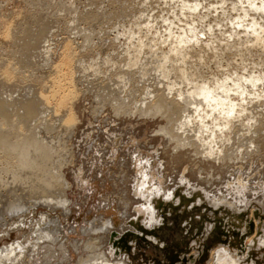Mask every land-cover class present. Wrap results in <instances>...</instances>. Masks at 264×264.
<instances>
[{"label":"bare ground","instance_id":"bare-ground-1","mask_svg":"<svg viewBox=\"0 0 264 264\" xmlns=\"http://www.w3.org/2000/svg\"><path fill=\"white\" fill-rule=\"evenodd\" d=\"M32 1L33 3L31 4V6L33 4L35 5L34 0ZM124 1H129V0H124ZM153 1L156 4V1L155 0ZM58 2H61V0L60 1L58 0ZM67 2L66 4L71 3L70 0ZM141 2L143 3L144 0ZM165 2L169 3L168 0H166ZM62 3L64 2L62 1ZM150 3L153 2L150 1ZM170 3L171 4L173 3L171 7L169 6L170 8L175 9L177 7L178 9L177 12H175V10L173 11L174 13L173 17L176 18L178 21H180V23L182 22L183 23L182 25L179 26L177 22L173 21L172 17L169 18L163 15V20H165L167 23L168 21L170 22L164 27L163 29L164 31H162L161 30L162 28L160 29L157 27L158 26L157 18L160 15V14L158 15V12H160L161 10L157 12V15H155L152 12L151 13L146 12L147 10L145 8L144 9L146 11L143 9L139 10L138 9L139 7L137 5V8L133 7V9L139 10L137 11L140 14L139 17L135 15V17H133V19L135 18V20L131 21L130 24H128L129 26H127L126 24V27L124 25L125 24L124 21L123 25L125 28L123 29L121 27L123 29L122 31L117 28H114L118 30L117 31L118 36L116 35V38L115 36L114 38L111 36L113 38L111 42L115 39V41L113 42L118 43L117 46H119V49H116L114 45L113 47L115 49L113 47L112 48L116 52L113 53L114 52L113 51L112 52L113 54L108 52V54L104 57V55H101V53L103 54L102 52L103 50L101 51V53L98 50V48L101 49V46L99 47L97 45L98 46L97 48L96 44L93 43L95 44L98 50L97 53H99L95 55H99V57L98 58L91 57L92 59L89 62H87V60L83 61L81 59L83 58L81 57L83 55L80 54L81 51L79 50V48L80 49L82 48L81 47L82 45L81 46L78 45L80 41L77 44L75 43L77 46H80L77 48V46L74 45L73 41L68 39L63 43L64 45L62 44L63 47H61V49L59 50L61 52L59 53L58 58H56V60L53 61V54L55 53L53 49L50 47L51 42L49 43L50 45H48L47 47H45L44 44H46L47 41H50L48 40V37L50 36V35L48 36V34H50L49 31L52 32L51 28H53V25L56 26L55 25L56 23L51 25L47 21L50 19L48 18L47 15H45L47 16L45 18H48L46 19L48 23L46 21L44 23H36L34 26L35 28L33 27V29L32 28L24 29L25 25L24 26L22 25L24 27V28L22 27L23 28L22 34L21 32L20 34L18 32V28L20 27V26L18 27V23H17L18 28L15 27L16 25L15 22L17 21L16 15H15L16 16L15 22H13L14 15H12V19L10 18L4 19L5 17H3V19L0 21V26H1L0 40L2 37L5 38V40L6 39L9 40L12 38L13 42H15L16 44L19 43L20 45L17 47L15 51L16 52L15 57H17L18 60H20V62L26 63L28 65L29 63L32 62V60L36 61L35 58H37V54L40 53V51L41 52L42 50L45 51L43 53H45L46 55L45 54L43 56L40 55L41 57H44L42 60L41 59L40 60L42 62L45 61L44 63L45 66L46 64L49 65L50 63L51 64L49 66L53 65L54 78H52V80L50 81L46 80V83L44 81H40L42 80L40 79L39 80L40 84L37 85L35 84L36 82L30 83L29 81V83H27V81L24 80V77L22 76L23 77L22 78L19 72H17L18 71L16 68L17 66L15 65L16 66L15 67L14 64H12L11 61L14 57L12 58L8 57L11 60L9 62V59L7 58L8 59L7 64L4 63L5 61L2 62L6 65H4L5 67L1 69L2 70L1 75L2 74L4 75L6 81L12 80L13 82H15V84H17L18 82L17 80L21 78V80L25 81V83L24 85L18 84L14 88L11 87V85H6L5 84L6 82H2L3 80L1 81L2 83L0 84V226L1 227L8 222L11 215H14L15 218V214L20 212L24 213V210L25 211L30 210L32 208H36L39 205H46V207L52 209L62 206L63 208L65 207L66 209L65 211L67 213L70 210L68 204L72 202H69L66 196L65 197L61 195L56 196L55 194L51 193V191L57 187L56 185H58V182L62 178V172L60 168L62 164L61 156L63 154L61 151L62 149L61 150L58 149L56 144H54L55 143L54 141H56L54 140V138H52L54 134L53 135L51 134L52 136H49V134L53 129L55 130V128H58V125H56L58 122L63 123L62 126H66L68 130L69 127L73 129L72 125L75 124L78 119L75 115V112L72 109L74 102L70 101V99L71 96H75L77 92L73 91L71 88L75 87L76 84L78 85L84 84L83 87L84 91L87 90L88 92L89 91L94 92L96 90L95 83L97 84V82H94V79L96 80V77L100 76V74L106 78L107 82H105L106 84L102 88L98 87L102 89V92L100 89L97 90L98 92L95 93L96 94L95 98H97L98 100L96 101H98L101 105L102 104L104 105L107 102H111L112 109L117 114L136 112L138 115L140 114V116L159 115L163 117L164 120L166 121L165 124L160 126L159 131L162 132L168 138L169 141H175L176 148L181 149V147L183 148V146L184 148L185 146H194L195 151L198 152L196 154L195 151H193L195 153V156L202 154L204 155V153L199 154L200 151H202V152H206L205 154H207L202 156V158L205 157V159L207 158V160L208 159L210 160L211 158L209 157L213 156L215 157L216 161L217 159H220L222 157L221 155L223 154L229 155L231 149H233L231 147L233 146L235 147V145L238 146L237 148H234L236 149V152L234 151L235 153L241 152L239 149L243 148L245 145L248 146L247 144L249 142L251 143L249 144V146L252 145L251 146L252 148L255 147V149L253 150L254 152L257 149H259L258 151H260L259 144L262 142V139H264V0H170ZM149 4H147V6H149ZM58 5L60 8V4ZM91 5L94 4L92 3ZM38 6L37 7L34 6V7L37 9ZM68 6L69 5H67V7ZM130 6H129L131 8L130 13H132L133 10L132 6H136V4ZM152 6L153 4L150 5L149 8H152ZM28 7L30 6L28 5ZM61 7H63V5H61ZM87 7L89 8V5ZM167 7L165 6L166 9ZM39 8L41 9V6ZM76 8L77 11L80 9L79 7ZM83 8L87 10L85 6H83ZM121 8L123 9L122 6ZM46 9L44 8V11ZM68 9H72L74 10V12L76 11L73 8H68ZM68 9L66 10L65 13L72 12V11L71 12L68 11ZM152 9H154V7ZM60 10L63 9L60 8L59 11ZM125 10L123 12H125ZM127 10L129 11V9ZM48 11L51 12L50 10ZM48 11H46L47 14ZM59 11H56V13L57 12L59 13ZM99 11H97L96 13L98 14ZM102 11L105 12L106 10L104 9ZM133 11L135 13V10ZM16 12L18 13V11ZM42 12H40V14H43ZM106 12H109V10ZM112 12L113 11L110 12L111 15ZM20 13L21 12H19V14ZM36 13L37 15H40L38 14L37 11ZM85 13H83V15ZM90 13L92 12L88 11L87 14ZM102 13L103 12L101 11L99 12L100 15ZM126 13L128 12L124 13V18H126L125 17ZM71 14L68 15L71 16ZM33 15L36 14L32 13V16ZM53 15L54 14H52V16ZM77 15H75L74 17H76ZM83 15L80 18L82 19V21L80 20L81 22H83L84 20L82 17L84 18L87 17V16L85 17L86 14L84 16ZM41 16L44 17V14ZM58 16L61 17L60 15ZM90 16H92V14ZM93 16L97 17L95 14ZM142 16L144 17L146 16L145 19L143 18L144 20L140 19ZM89 18L88 20L90 21L92 17L90 19ZM129 18H132V14H129ZM73 19L72 22L75 21V19L74 20ZM95 19L98 20L99 18H95ZM105 19L107 18L105 17ZM27 20H29V17ZM100 20L101 19H99V21ZM111 21L113 20H109L110 23H107V25L111 24ZM114 22H112V25L113 24L115 25ZM118 22L120 23V21ZM72 24H70V27ZM80 24L78 25L80 26ZM90 24L92 28L94 23L93 25L92 22ZM12 25H14V27ZM30 25L32 26V24ZM59 25L57 24L58 27ZM112 25H108V26H112ZM26 26L28 27L29 23L28 25L26 24ZM76 26L74 25L72 27L75 31L76 30L78 31L75 32L76 34L79 33L80 30L82 31L84 28H86V26L84 28H82L83 26L82 27L80 26L82 29H79V26L77 27ZM95 26L96 25H94L93 28ZM177 26L178 29H176ZM98 27H100L102 30L101 26ZM100 28L98 29L100 30ZM98 29H97L98 32L97 31L96 32L97 33L101 32ZM114 29L113 31H115ZM91 30L89 33H91ZM95 30L96 29L94 28V31ZM87 32L82 36L85 35L84 37L87 39V42L85 40L84 41L87 43L88 46L91 43V41L96 42V39L92 40L93 37L88 38V36L86 35H89V33ZM76 34L74 37H77ZM79 34L81 35L82 32ZM101 34L103 35V33ZM95 35L94 38L95 37L97 38L98 35L96 36ZM111 37H108V39ZM54 38L52 37L51 39L53 40ZM98 38H100V36H98ZM108 39H106L107 42ZM5 40L3 39V41ZM101 40L102 38L100 39V41ZM88 42L90 43L88 44ZM103 43H105L104 46L107 45L106 41L105 42L103 41ZM85 45L86 44L83 45L84 49L87 48V47L85 48ZM90 45L88 47L90 49L93 48ZM2 49H5V47H2ZM88 51L92 52V50H88ZM94 53L92 52V54ZM193 57L196 58V61H192ZM223 58L226 60L225 63H223L224 60ZM212 61L215 63L219 73L212 71V73L210 72L209 76H207L206 73H204V71H201L202 68L200 67L209 66V63H211ZM102 65H105V67ZM198 65H202V66L198 67ZM90 75H92L94 79L93 78L89 79ZM138 94L140 97H138ZM62 107H68V110H66L67 112L65 113V115H62V117H60L61 116L60 112L62 110ZM100 107L102 108L103 106ZM56 132L58 133V130H56ZM60 132H63V130H60L59 133ZM65 133L66 132H64L63 135H67ZM67 133H69V131ZM57 135H61V134H57ZM60 140L62 139L59 138V141ZM247 140L248 143L246 144V142L244 141ZM242 142L243 144H245L243 147L241 146L243 145ZM256 142H258L259 144L257 145ZM61 143L62 142L59 143L60 144L59 146L62 145ZM256 147L258 148L256 149ZM262 147L264 146L262 145ZM189 148L192 149V147ZM189 148H187V150H189ZM201 148L203 149L201 150ZM248 148H246L245 150H247ZM179 149L174 148L173 150H179ZM243 151L244 149L242 150V152ZM179 152L181 155L180 150ZM246 152L245 154H247L249 151L247 153ZM67 154L68 153H66V155ZM191 154L192 152L190 153V155ZM228 155H224V156L226 157ZM231 156H233V154ZM188 158H190V156H188ZM194 158L192 157V159ZM244 158H246V160L247 158L249 159V157H244ZM184 159L185 158H183V160ZM212 160L214 159L212 158ZM254 160L256 159L254 158ZM205 163H204L205 166H208L207 162ZM211 163L212 165H214L213 161ZM216 163L217 162H215V164ZM252 163H254V161ZM259 163L261 164V162ZM216 166L218 165L216 164ZM223 166L221 168L217 167L218 170L219 168L223 169ZM226 167L228 166H225L224 168ZM246 167H248L247 164ZM198 168H199V164H198ZM217 168L215 169L217 170ZM210 176L212 175L210 174ZM195 177L197 176H194V178ZM262 177L260 178L261 180ZM199 181L198 180L195 181L197 182L195 185H197ZM200 182L203 185V182L202 181ZM210 183L211 181L208 184ZM28 198H34V199L30 200ZM96 219H94V221ZM149 221H150L149 223H152V220ZM49 222L56 224L55 223L56 221L52 219H50ZM111 227L112 224H110V222L97 221L92 223L91 226L89 225V228L86 229L85 231L86 233L80 230L81 232H84V234H86L88 238L87 245L86 243H84V241L87 240L86 238L85 240L83 238L84 240L83 242L81 241L80 238L79 239L71 238L72 240H66V238L64 237L65 239L64 240L63 237L60 236L61 234H59L61 228L60 230L59 228L58 229L54 228V230L52 229L53 231L47 229H40L37 232L34 231L35 234H33V237L35 239V242H32L31 246L29 245L30 247L29 246L27 247L25 243L23 244L20 241H18L15 244L12 243L8 246H4V247L0 246L1 247L0 264H131L127 256L119 257L120 254L117 257L114 256L115 253L119 251V249L113 246L109 248L111 246L110 245L111 243L109 244L110 246L108 247L109 248L108 250L102 249L101 248L102 246L101 247L99 246L101 242L104 240V239L101 240L100 237V235L102 236L103 234L102 232H104V230L109 228L110 229L116 228V227L114 228ZM123 230L124 228L122 229V232ZM69 231H71L72 233V229H70ZM73 231H74V227H73ZM99 232L100 235L98 234ZM104 233L106 234V232ZM108 235L106 236H108L109 238L110 233ZM105 240L107 241V239ZM106 241L104 243H106ZM103 248H105V246ZM224 250H226V248ZM224 250L223 251L220 250L217 254L216 260L218 261V263L238 264L236 259L232 256V254H230L229 251L226 252Z\"/></svg>","mask_w":264,"mask_h":264},{"label":"rangeland","instance_id":"rangeland-1","mask_svg":"<svg viewBox=\"0 0 264 264\" xmlns=\"http://www.w3.org/2000/svg\"><path fill=\"white\" fill-rule=\"evenodd\" d=\"M0 1V21L3 19V17H5L4 19H12V15H14L13 22H15L17 19V21L15 22V27H21L18 28L19 34L20 32L22 34L24 27V29H33L36 23H44L48 18L50 19L47 21L51 25L56 23V26L53 25V28H51L52 32L49 31L50 34H48V36H50L48 37V40L50 41H47L46 44H44L45 47L53 44V47L50 45L55 53L53 54V61L58 58V55L61 52L59 50L61 49V47H63V43L67 39L72 40L75 46H77L76 44L80 41L78 45H82V48H79V50L81 51L79 52L81 55H83H80L81 57H83L81 58L83 61L87 60V62H89L93 57L98 58L99 55H95L99 54L97 53L98 50L100 51V53L103 50V54L101 53V55H104V57L108 54V52L112 53L114 51L113 53H115L116 51L114 49H119V46H117V42V44L113 42L115 41V39L112 42L111 40L114 38V36L115 38L116 35L118 36L117 29L122 31L126 27V24L127 26H129L128 24H130L131 21L135 20V18L133 19L135 15L139 17L140 14L137 11L142 9H146V12H152L155 15H157V12L161 10V13L158 12V15H160L158 17L159 19L157 18V27L160 29L162 28V31H164V27L170 22L168 21L167 23L165 20H163V15L169 18L172 17L173 21L177 22L179 26L183 24L173 17V11L175 10V12H177L178 9L177 7L175 9L170 8L173 4L170 3V0H168L169 3L165 2L166 0H155L156 4L153 0H144L143 3L141 2L143 0H132L133 2L131 0H70L71 5L66 4V2L69 0H61V2H58V0H34L35 5L33 4L32 6V0H28L29 2L27 0ZM62 1L64 3H62ZM150 1H152L153 3H150ZM38 2H41V5ZM43 2L45 6L43 5ZM53 3H55L56 5ZM92 3L94 5H91ZM144 3L149 4V6ZM37 4L41 6V9ZM58 4H60V8L63 10L59 11L60 8ZM73 4L83 11L78 8V12L76 10L77 8ZM135 4L136 6H132V9L133 7L137 8L138 5L139 10L133 9L135 10V13L133 10L132 13H130V5ZM140 4H143L144 6ZM152 4V8L154 7V9L149 8ZM28 5L30 7H28ZM36 5L39 8H37L38 10L35 8L37 7ZM61 5H63V7L65 5V7L63 8L61 7ZM67 5L71 7H67ZM88 5L90 9L87 7ZM120 5L124 10L129 9V11L125 10V12H128L125 14L126 18H124L125 12H123L124 10ZM83 6H85L87 10L89 9L88 11L92 13L87 14L88 11L83 8ZM165 6H168L167 9L165 8ZM44 8L47 9L44 11ZM68 8H73L76 11L74 12V10ZM67 9L70 12L72 11V14L69 12L65 13ZM101 9H105L106 11L109 10V12L105 11V14V12ZM14 10L15 12L18 11V13H15ZM41 10L44 12H42ZM48 10H50L51 12H49ZM55 10L59 11V13H56ZM99 10L104 14L102 13L103 15H100ZM23 11L25 14H27L25 15ZM36 11L38 12V14L42 12L44 14V17L41 16L43 14L37 15ZM46 11H48V14L46 13ZM97 11H99V15L96 13ZM111 11H113V16L110 13ZM19 12H21L22 14H19ZM32 13L36 15L32 16ZM83 13L86 14L84 15L85 17L87 16V19L82 17L84 20L83 22H81L82 19L80 18ZM52 14H54L55 16L53 15V17ZM57 14L61 17H59ZM68 14H71V16H69ZM91 14L92 16H90ZM94 14L97 17H94ZM129 14H132V18H129ZM166 14L169 16H167ZM18 15L21 16L19 17ZM45 15H47L48 18H45L47 17ZM72 15L73 17L75 15L78 16H76L77 18L74 17V23L72 22ZM88 16L90 18L92 17V20ZM28 17L29 20H27ZM105 17L107 19H105ZM145 17L142 16L140 19L144 20ZM21 18L23 19V21ZM52 18H54L55 20ZM88 18L90 19V21L88 20ZM95 18H99L101 20L99 21V19L96 20ZM109 20L113 21H111V24L108 25H112V22L114 21L115 25L113 24L112 26H108L107 23H110ZM57 21H59L60 23ZM118 21H120V23ZM124 21L125 27L123 25ZM27 22L29 23L28 27L26 26V24L28 25ZM91 22L92 25L93 23L94 25H96L94 27L96 29L95 31L93 28L94 25L92 26L93 29L90 26ZM69 23H73V26H79L78 24H80L81 27L83 26L82 28H84L85 26L86 28H84L85 30L83 29L84 31L80 30L79 33L82 32L81 35L79 33L76 34L75 32L77 30L75 31L72 28V25L70 27ZM30 24H32V26ZM57 24H60L59 27L57 26ZM22 25L25 26L23 27ZM12 26L14 27V25ZM80 26L79 29H82ZM98 26H101L102 30L104 29L103 31L105 33ZM106 27L109 28L107 29ZM98 28H100V30ZM88 29L91 30V33H89L90 30ZM97 29L101 32L97 33ZM113 29L115 31H113ZM176 29H178V26ZM86 32L89 33V35H86L88 36V38L93 37L92 40L96 39V42L91 41V43L88 42V44L90 43L91 45H89L92 46V44L95 43L96 46H101V49H99L97 46V50L95 44H93V48L91 49L88 47L89 45L87 46V39L84 37L85 35L82 36L83 34H86ZM108 32H110L111 34ZM101 33H103V35ZM75 34L77 37H74ZM90 34L93 36H91ZM95 34L100 36V38H98L97 36L98 40L96 37L94 38ZM51 36L55 38L52 40ZM82 37L85 39H83ZM108 37L111 38L108 39ZM101 38L102 40L100 41ZM3 39L5 40V38L3 37L0 40V75L2 71L1 69L8 63V59L14 57L11 62L12 64H14V66H17H15L18 70L17 72H19L21 77H24V80L27 81V83H29V81L30 83L36 82L35 84L37 85L40 84V81H44L46 83V80L50 81L52 80V78H54L53 65L49 66L51 64L50 63L49 65L46 64L45 66V61H41L44 57H41L40 55L43 56L45 54L43 52L45 51H40V53L37 54V58H35L36 61L32 60V62L28 65L26 63L20 62V60L15 57V51L20 44H16L15 42H13L12 38L9 40L6 39V42L3 41ZM106 39H108V42ZM81 40H85L86 42H82ZM103 41H106L107 45L104 46L105 43H103ZM84 44H86L85 48L87 47L88 49H84ZM80 46H77V48ZM2 47H5V49H2ZM93 49L96 51H94ZM88 50H92L93 53H96L92 54V52ZM38 56L41 58H39ZM10 60L11 59H9V62ZM192 61H196V58L193 57ZM225 61L226 60L224 59L223 63H225ZM102 66L105 67V65ZM200 66L202 65H198V67ZM200 68H202L201 71H204L207 76H209L210 72L212 73V71L218 72L217 67L213 61L209 63V66ZM92 75H90L89 79H94ZM0 79V84L2 82H6V85H11V87L13 88L18 84L24 85L25 83V81L21 80V78L17 80V84H15V82H13L12 80L7 79L8 81H6L3 74L1 75ZM94 82H97V84L95 83L96 90H93L94 92H88L87 90L84 91V84H76L75 87L71 88L73 91H76L78 93H76L75 96H71L70 99V101L74 102L72 109L78 119L77 122L72 125L73 129L69 127L68 130L66 126H62L63 123L58 122L57 124L55 123L56 125H58V128L54 127L55 130L53 129L49 134V136H52L54 134L52 136V138L56 140L54 141V144H56L58 149H62V154L65 156H61L62 164L60 170L62 172V178L58 182V185H56L57 187L54 190L51 189L52 191H49H51V193L55 194L56 196H66L69 202H72L68 204L70 210L67 213L65 211V207L63 208L62 206V208L59 206L57 207L58 209H52L46 207V205H39L36 208H32L26 211L24 210V213L20 212L15 214V218L14 215H11L8 222L2 227L0 226V246H8L12 243H17L18 241L23 244L25 243L27 247L29 245L31 246L32 242H35V239L33 237V234H35V232L40 229L53 231L54 228H57L58 226H60L58 227L59 230L60 228L61 230L64 229L62 231H59V234H61L60 236L63 237V239L64 237L66 238V240L80 238L83 242L86 238L87 240H85L84 243H86L87 245L88 238L86 234H84V232L89 228V225L91 226L92 223L97 221H106L112 224L111 228H116L106 229L107 231L104 230L106 234L102 232V236L100 235V232L98 233L101 237V240L104 239L99 246H102L101 248L106 250H108L112 246L119 249V251L116 252L114 256L117 257L119 254V257L127 256L131 264H219L216 260L217 254L220 250L223 251L225 248L226 250L224 251H229L230 254H232V256L236 259L238 264H264V147H262V145L264 146V139H262V142L260 143L261 145L256 142L257 145L259 144L260 151H258L259 149H257L258 147H256L257 150H255L254 152L253 150L255 149V147L253 146L254 148H252V145L249 146V144L251 143H248L247 140L244 142H246V144L248 143L247 145L251 150L242 142L243 145L241 146L243 147L245 145L246 147L244 146L245 148H240L239 150L241 152L235 153L236 149L234 148L238 147L237 145H235V147H231L233 149L230 148L231 154H223L221 155L222 157L220 159H217V161L213 156L209 157L211 158L210 160H207V158L205 159V157L202 158V156L207 155L205 154L206 152L202 151H200L199 154L204 153V155L202 154L195 156V153L197 154L198 152L195 151L194 146H185V148L183 146L184 149L181 146V149L176 148L175 141H169L168 138L159 131L160 126L165 124L166 121L163 117L159 115L140 116V114L138 115L136 112L117 114L112 109L111 102H107L104 105H101L98 101H96L98 99L95 98V93L98 92L97 90L99 89L102 92L101 88L106 84L105 82L107 81L106 78L100 74V76L96 77V80L94 79ZM138 97H140L139 94ZM100 106L103 107L101 108ZM66 110H68V107H62L60 117H62V115H65V113L67 112ZM59 127H61L62 129ZM56 130H58V133L56 132ZM60 130H63V132L59 133ZM68 131L69 133H67ZM64 132H66L65 134L67 135H63ZM59 138L62 140L59 141ZM58 141L59 143L62 142L61 146H59L60 144L58 143ZM189 147H192V149ZM174 148L179 149L181 151V155L179 150H173ZM187 148H189V150H187ZM246 148L248 149L245 150ZM202 149L203 148H201V150ZM241 149H244L245 152L249 151L248 153H250L251 155L247 152L246 153L248 155L245 154V152H242ZM190 151L192 152V156L190 155ZM193 151H195V153ZM66 153L68 154L66 155ZM232 154L233 156H231ZM236 154H238L240 157ZM224 155L228 156L225 157ZM188 156H190V158H188ZM237 156L239 161L237 159ZM192 157L197 158L192 159ZM244 157H249V159L247 158L246 160V158ZM183 158H185L186 160H183ZM212 158L215 161L212 160ZM254 158L256 160H254ZM252 160L254 161V163H252ZM212 161L214 165H212ZM205 162H207L208 166H205ZM215 162H217L216 164L218 166H216ZM248 162L250 165L248 164ZM259 162H261V164ZM246 164L248 167H246ZM221 165H224L223 169H220L222 167ZM225 166L228 167L224 168ZM217 167H220L219 170ZM215 168H217V170ZM209 173L212 176H210ZM194 176H197L198 179L197 177H195V179ZM261 177L262 180L260 179ZM209 179L211 181L210 184H208L210 182ZM194 180L202 181L203 185L200 181L197 185H195L197 182H195ZM28 199L33 200L34 198ZM152 212L156 215H153ZM149 214H152L153 216ZM53 215L55 216V218ZM49 217L50 219L56 221V224L49 222ZM96 217L98 220L96 219ZM94 219L96 220L94 221ZM149 220H152V223H149ZM145 223L149 224L147 225ZM69 228L72 229V233L71 231H69ZM123 228L124 230L122 232ZM80 230L84 232H81ZM109 233L110 237L108 238ZM105 239H107V241ZM105 241L106 243H104ZM103 244L105 248H103Z\"/></svg>","mask_w":264,"mask_h":264}]
</instances>
